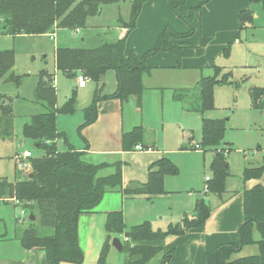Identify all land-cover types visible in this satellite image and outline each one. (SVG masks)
Returning <instances> with one entry per match:
<instances>
[{"label": "trees", "instance_id": "16d2710c", "mask_svg": "<svg viewBox=\"0 0 264 264\" xmlns=\"http://www.w3.org/2000/svg\"><path fill=\"white\" fill-rule=\"evenodd\" d=\"M122 0H0L1 34H50L57 29L76 31L87 26L88 19L99 14L105 5L117 4ZM145 0H131V15L128 22L122 25L129 31L135 28L137 18ZM186 0H173V12L183 17L190 29L179 33L165 28L159 35L154 47L143 55L134 51L126 52V37L116 41H105L93 48L58 47L56 49V67L67 77L81 76L91 79L97 88L91 102L85 106L84 120L78 127V133L89 149V142L83 135V129L98 118V104L105 99L117 98L122 101L134 97L137 105H142L145 86L143 76L150 70L147 59L160 52L168 51L181 55L188 43L176 45L174 39H184L195 32L193 19L203 3L192 8L187 16L179 13V6ZM253 22V11L242 10L239 14L240 30ZM229 46L223 50L229 56ZM15 50L0 49V81H14L17 85L21 78L14 71ZM112 70L117 79V89L111 94L104 92L105 82L102 79ZM232 71L213 65L211 75L202 76L197 88L177 89L174 99L182 101L188 111L202 115L201 140L192 148L202 151L212 150L215 156L211 162L212 177L207 181L208 193L222 195L226 191L229 176L227 154L231 147H225L224 137L226 119L207 117V111L215 109L214 91L216 86L228 83L239 88L240 83L232 81ZM194 105L189 103L191 95H196ZM252 106L264 109V87L250 89ZM35 98L42 102L47 110L32 115L22 125V136L34 142L43 155L29 158L31 170L23 179L10 185V195L24 209L30 211L35 219L24 229L19 240L25 249H39L45 252L48 264L70 262L80 264L84 261V252L79 244L78 221L82 213L90 212L102 200L109 190H123L121 162L113 164H95L84 158L85 151L76 149L68 140L65 132L58 129L57 117L77 111V89H73L66 101L57 104V88L54 74L43 69L38 74L35 87ZM0 136L12 135L15 125V113L11 99L0 93ZM145 128L140 125L122 136L125 151L142 145ZM63 140L65 150H59L58 141ZM107 165L114 168L109 175H100V170ZM33 174L30 177V174ZM264 173V162L258 166H247L243 170V180L260 178ZM179 174L177 164L170 158L162 156L148 168V180L141 189L149 199L167 193L165 177ZM129 192L128 190H125ZM212 209L208 201L198 198L194 213L184 215L178 223H171L166 229L154 228L150 221L127 226L122 210L111 211L107 215L105 228L107 238L96 264H108L112 237L121 235L123 253L121 264H147L161 255L162 264H174V249H168L167 238L179 237L190 229L203 227L211 216ZM30 215V216H31ZM244 221L237 231L238 240L222 244L205 253V264H264V186L258 184L244 190ZM39 221L41 229L36 226ZM258 230L260 239L254 238ZM258 245V253L234 258V254L247 245Z\"/></svg>", "mask_w": 264, "mask_h": 264}, {"label": "crops", "instance_id": "0c3cea01", "mask_svg": "<svg viewBox=\"0 0 264 264\" xmlns=\"http://www.w3.org/2000/svg\"><path fill=\"white\" fill-rule=\"evenodd\" d=\"M172 1L145 0L135 28L129 31L121 24L114 33V39L110 41L126 37V52L134 51L138 55H142L153 48L165 28L179 33L188 32V26L173 12ZM257 2H264V0H187L186 4L181 6V13L184 16H187L192 8L203 3L195 16L197 30L194 35L187 38L174 39L176 45L183 42L189 44L184 46L180 56L173 52L160 51L147 59L150 70L143 76L145 92L142 105L139 107L134 97L125 101L117 98L100 101L97 120L83 129V135L89 142V149H86L85 142L78 133V127L84 120L83 110L91 102L97 84L88 79L86 86H79L78 78L81 76L79 73L77 77H70V84L68 87L66 86L62 99L57 93V104L61 106L70 96L72 90L77 89L78 102L77 111L74 114L58 115V129L66 133L69 142L76 149L86 152L84 158L91 163L113 164L126 158L127 153L145 154L146 158L142 162V167L147 169V174L150 164L165 155L166 152L183 151L184 154L191 150L193 152L195 150V154L201 152V149H195L192 146L201 140V138L196 139L194 128L198 126L202 136V115L199 112L186 110L182 101L174 99V92L177 89L197 88L202 76L213 73L214 64L223 66L219 64V59L223 57L222 51L229 45L237 43L240 38V12L252 9ZM253 16L257 17L258 14L254 13ZM83 29L73 32L79 34L83 32ZM63 30L66 29H57L54 33L45 35L54 39ZM103 42L105 40L94 41L93 45L87 48L96 47ZM58 47L77 46L57 45L54 50L55 57ZM55 68V73L51 74H54L55 86L58 90L56 76L61 71L56 67V58ZM111 71L109 70L103 79L105 82L104 92L107 94H111L117 89L116 79L111 91H105L106 81ZM231 80L235 81L233 77ZM140 125L145 128L144 143L141 145L143 149L134 148L125 151L122 146L123 133ZM168 126L173 129H169ZM60 142L66 147L63 140H59L58 145ZM261 150H256L254 154L256 155ZM214 156L213 152L211 160ZM245 160L253 166H258L263 164L264 154L254 158L255 163L249 161L248 155L245 156ZM113 171L114 168L107 165L100 170V175H109ZM241 178L235 183L227 179V188L222 195L212 193L207 197L205 196L208 193L205 190V185L203 189L201 186L194 188L191 180H182L178 174L176 176L168 175L165 177L167 193L148 199L147 196L138 192L141 189L129 190L127 188L134 182L143 185L144 181L142 180L145 179L138 177V179L128 182L123 177V190L107 191L93 210L82 213L79 217V244L84 252V261L80 264L97 263L107 238L105 224L109 212L122 210L127 226L150 221L154 228L164 229L171 223L175 224L181 221L184 215L193 214L196 201L201 197L208 201L212 209L211 216L205 225L190 229L179 237L169 236L167 243L168 249L175 251L174 264H205L206 252L222 244L238 240L237 231L245 218L244 190L251 189L258 184L264 186V173L257 179L245 181ZM115 236L120 237L123 242V236L114 235L112 239ZM17 245L15 250L18 253L5 257L0 256V264H48L44 251L25 249L21 242L19 246ZM252 246L253 248L243 253L245 248ZM115 249L111 244L108 257ZM238 253L239 255L235 258L257 254L258 245H247ZM61 264L77 263L62 262ZM147 264H162L161 255L156 256Z\"/></svg>", "mask_w": 264, "mask_h": 264}, {"label": "rangeland", "instance_id": "374dc122", "mask_svg": "<svg viewBox=\"0 0 264 264\" xmlns=\"http://www.w3.org/2000/svg\"><path fill=\"white\" fill-rule=\"evenodd\" d=\"M181 6L178 9L179 13H181ZM251 10L258 16H253L252 24L241 30L239 41L229 45V56H225L222 51L223 57L219 59V64L224 66L221 67L225 71H232L233 79L239 82L240 86L236 88L232 83L216 86L214 91L215 109L205 113L207 117L227 120L224 142L225 144L229 143L231 147L230 153L227 154L229 162L227 179L232 183L240 180V174L244 167L253 166L245 160L246 155L249 156V161L255 163L254 158L264 154V109L254 108L250 96L251 88L264 87V2L255 3ZM101 11L88 19L87 26L82 33L75 34L73 30L66 29L59 32L54 39L45 34L3 35L0 25V49L13 48L15 50L14 71L21 78L19 85L14 81H0V93L10 97L15 113L12 135L0 136V256L5 257L18 253L15 246L16 244L19 246L22 232L32 223L30 211L24 209L12 198L9 190L11 184L25 178L30 173V160L22 158L23 151L30 150L34 156L44 154V151L38 149L32 140L24 138L21 131L23 123L32 115L47 110L45 104L38 102L35 98L38 74L43 69L49 73H55L54 50L57 45L71 44L87 48L93 45L94 41L114 39V33L118 26H121L123 21L130 20L131 0L105 5ZM175 15L188 26L189 31L190 26L183 17L176 13ZM193 22L196 32L195 17ZM109 74L106 81V92L111 91L116 80L114 71ZM56 77L57 93L62 99L66 86L68 87L70 84V77L64 76L62 72H58ZM197 93L198 91L196 95H191L188 99L191 105H194ZM168 128L173 129L170 126ZM194 130L195 137L199 140L201 138L200 128L197 126ZM58 148L59 150L66 149L61 142ZM256 150L261 151L255 155ZM182 152L169 151L163 156L170 157L177 164L180 179L191 180L194 188L201 186L203 189L204 185H207L206 177H212L210 165L213 151L206 150L197 154H195V150L185 154ZM145 158L143 153H127L126 158L120 161L124 179L129 182L139 177L145 179L142 181L146 183L148 180L147 169L142 167ZM138 192L149 199L142 190ZM210 194L212 193H206L205 196L209 197ZM35 223L41 229L39 221L37 220ZM254 237L257 240L260 239L257 229L254 231ZM250 248L253 246L245 248L243 253ZM112 254L108 257L109 264H121L125 257L124 253L115 249ZM237 255L239 253H235L233 257L235 258Z\"/></svg>", "mask_w": 264, "mask_h": 264}, {"label": "water", "instance_id": "95a60500", "mask_svg": "<svg viewBox=\"0 0 264 264\" xmlns=\"http://www.w3.org/2000/svg\"><path fill=\"white\" fill-rule=\"evenodd\" d=\"M102 79H104V76L102 77ZM22 142V141H21ZM33 174L31 173L30 174V177H32ZM127 188L129 190H136V189H143L144 188V185H140L139 183H132L130 185L127 186ZM30 218L33 220L35 219V216L34 215H31ZM112 246H114L119 252H122L123 251V242L122 240L120 239V237L118 236H115L113 239H112V242H111Z\"/></svg>", "mask_w": 264, "mask_h": 264}, {"label": "built area", "instance_id": "2783aa9c", "mask_svg": "<svg viewBox=\"0 0 264 264\" xmlns=\"http://www.w3.org/2000/svg\"><path fill=\"white\" fill-rule=\"evenodd\" d=\"M78 83H79V86L84 87L88 83V78L84 77V76H80L78 78ZM135 148L136 149H143V147L141 145H137ZM30 157H32V152L30 150H24L23 154H22V158L27 159V158H30ZM209 179H210V177H206L207 181ZM205 189L208 190V186L207 185L205 186ZM23 213H24V211H23Z\"/></svg>", "mask_w": 264, "mask_h": 264}]
</instances>
